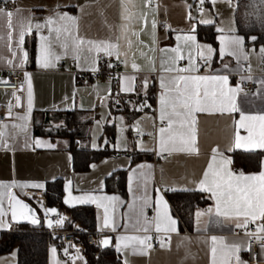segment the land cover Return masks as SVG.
I'll return each mask as SVG.
<instances>
[{
	"label": "snow or ice",
	"instance_id": "snow-or-ice-1",
	"mask_svg": "<svg viewBox=\"0 0 264 264\" xmlns=\"http://www.w3.org/2000/svg\"><path fill=\"white\" fill-rule=\"evenodd\" d=\"M261 2L264 3V0ZM114 3L119 5V24H110L105 15V10ZM206 3L213 7L218 3L232 7V0H196L195 11L199 13L197 17L192 14L193 5L185 0L187 29H174L157 19L159 0H156L155 7L153 0H143L142 6L138 5V0H89L88 3L77 6L80 15H70L66 11H60L61 6L57 5L51 15L43 18V22L36 19L31 10H28V15H24L25 10L21 8L7 10L6 7H0V17L6 19V32L0 34V44H3L10 53V56L0 54V64L8 67L12 73L19 69L23 74V80L18 86L12 84L10 79L0 77V83L13 88L10 95L14 103L8 102L7 117L10 120L20 121L9 126L0 119V149L9 147L7 144L9 127L14 133L24 135L25 146L31 143L37 148L56 147V144L48 140L33 138L30 135L29 122L34 93L32 73L26 70L30 57L25 49V38L33 31L40 33L35 64L41 70L55 68L61 59L71 56L78 69L97 74L101 71L100 61L105 57H114L126 69L124 73L119 74L120 87L115 96L118 97L120 93L145 96L143 101L134 105L136 111L152 109V105L148 103L147 93L153 80L150 75L141 78L140 74L158 73L155 81L158 82L159 91L156 96V108L152 109L153 115L146 114L142 120H137L131 126L137 137H140L136 140V147L141 152H152L162 159L176 154L199 156L201 117L239 114L238 119H233L232 133L227 144L224 148L216 145L211 149L209 162L200 177L188 180L191 187L161 184L160 187L154 188L155 198H153L148 194L149 185L154 181L153 165L140 163L130 169L128 190L133 194V200L128 204L129 211L124 214L126 222L123 225L117 222L115 215V209L123 203L119 196L96 195L95 190L73 195L72 182L68 181L64 188L67 196L63 203L68 206L94 204L98 209H103L98 231L117 232L118 228L123 227L126 232L131 230L134 233L118 234L115 237V244L113 237L107 235L99 241L102 247L113 246L123 257V264H130L129 256H149L155 244L162 249L170 250L173 234L180 235L179 221L171 212L169 202L164 196L165 192L198 191L213 202L206 209H198L195 212L197 232H207L209 223L218 226L234 225L235 229L244 230L247 239L230 241L222 235H209L204 240L196 237L195 242L208 244L206 255L209 264H249L242 258L241 253H250L253 242L264 247V111L248 113L242 110L238 103V97L244 92L243 81L253 79L251 64L245 66L242 63L249 61L251 52L246 50L245 36L237 34L238 29L231 26L235 24L234 19L229 21L227 27L224 26L223 21L219 26H215V31L219 33L216 36L218 48L198 40V24L216 25L213 12L204 7ZM89 9H95L97 14L104 17V25L109 30L107 36L90 37L82 29L81 21L85 16L93 14L88 11ZM215 14L219 15L218 9ZM158 27L177 33L174 46L160 47ZM45 32L47 34H44ZM145 33L149 35L147 42L141 39ZM250 39L256 41L257 36L253 35ZM57 47L61 51L58 52ZM156 53H159L158 57ZM217 57L221 61H224L225 57H233L237 61V68L232 69L225 62L221 69H213L212 63ZM259 57L264 63V47L259 49ZM138 59L143 60V63H139ZM106 67L113 69L116 65L109 59ZM128 68L131 69L130 72L127 71ZM233 72L248 74L241 75L240 82L233 84L230 80ZM116 78L109 75V80ZM258 82L264 89V78H260ZM98 87V85L94 86L96 89ZM25 91L26 111L21 115L14 112V109L24 107L22 96L18 93ZM74 97L75 92L72 98ZM112 98L114 94L109 87L101 103H106ZM115 103L119 104L120 100L116 98ZM119 119L121 136L115 147L127 148V139L123 135L125 132L123 117ZM145 120L152 122L151 131L143 127ZM145 135L152 137L154 143L147 144L142 139ZM237 151L248 154L245 157L246 161L254 165L257 170L245 172L236 168L233 154ZM92 167L95 168L96 165ZM161 172L163 173V170ZM26 188L43 189L45 184L16 180L10 183L0 182V229L10 228L12 222L40 223L35 215V209L13 192V189H20L23 192ZM41 206L43 207L42 203ZM148 208L154 211L152 217L146 212ZM44 213L45 216L58 215L56 208L45 207ZM9 215L10 221L7 219ZM65 219L66 217L60 216L55 221V225L63 226ZM249 225H254V230ZM48 226L53 227L52 220H48ZM233 235L237 233L233 231ZM193 242L192 237L184 236L177 244L178 249H184L183 261L197 259L190 248ZM51 253L52 264H61L56 258V247L51 248ZM64 253L69 255V250L65 248ZM70 259L72 264H77L78 261L87 264L79 248Z\"/></svg>",
	"mask_w": 264,
	"mask_h": 264
},
{
	"label": "crops",
	"instance_id": "crops-1",
	"mask_svg": "<svg viewBox=\"0 0 264 264\" xmlns=\"http://www.w3.org/2000/svg\"><path fill=\"white\" fill-rule=\"evenodd\" d=\"M9 4V9L15 10L21 8L24 11V15H28V10H31L32 15L43 22V18L51 15L57 5H60V11H66L70 15H80L78 5H83L89 2V0H3ZM143 0H138V5L142 6ZM188 4L193 5L192 14L199 17V13L195 11L196 0H187ZM159 11L157 19L161 23L171 25L174 29H187L188 21L185 19L186 8L185 0H159ZM205 8L210 9L213 12V18L216 21V25H197V37L201 43H207L218 48V41L216 36L219 35L215 31V26H219L221 21L224 22V26H229V21L234 19V0H232V7L225 3H218L213 7L211 4L206 3ZM218 9L219 15H216ZM93 14L85 16L81 21L82 29L90 37H105L109 34L108 28L104 25V17H101L95 12V9H89ZM105 15L110 24H119V5L114 3L112 7L105 10ZM15 20V18H14ZM236 27V25H231ZM201 27L202 29H198ZM6 32V19L0 17V34ZM44 34H47L46 32ZM240 34V33H237ZM39 35L33 31L25 38V49L30 54V63L26 65V70L32 73L33 77V93L34 102L33 110L31 112V118L29 122L30 135L33 138H39L48 140L56 144L55 148L49 149L47 147L37 148L31 143L25 146V137L23 134H16L9 127V135L7 137L6 149H0V182H11L13 180L19 182H31V183H43L54 179L61 181V195L60 201L64 206H68L63 203L67 193L64 191L65 185L68 181L72 182V194L81 195L84 192L95 190L96 195H117L120 197L122 204L115 209V215L117 222L123 225L126 222L124 216L128 210V204L133 200V194L128 190V177L131 175L130 169L134 168L140 163H149L154 168V181L149 185L148 194L155 198L154 188L160 187L161 184L172 185L175 187H191L188 184V180L198 179L206 168L209 162L211 149L219 145L224 148L228 142L232 133L233 119H238L239 114L234 113L229 115H217V116H202L200 120V155L199 156H186L183 154H176L169 156L167 159L157 158L152 159V152H141L136 147V140L140 138H133L134 129L131 127L137 120L147 114L153 115L152 109L156 108L157 100L156 96L159 91L158 82L155 81L157 74H148L147 72L141 73V78L144 75H150L153 82L150 84L147 99L148 103L152 105V109L145 108L142 112L136 111L134 105L143 101L145 96L142 94L137 96L135 93L124 94L120 93L118 97L115 96L119 92L120 82L119 74L126 71L123 64L116 61L118 65L117 72L112 75L117 77L116 79L109 80V78H97L93 81L87 79H77L69 71H62L55 68L41 70L35 64V56L38 52ZM157 35L159 37L160 47L174 46L176 32L167 31L164 29H157ZM242 35V34H240ZM253 35H248L246 38V50L251 52L249 61L242 62L245 66L249 63L252 66V83L256 86L254 93L243 92L238 97V103L242 110L248 113H255L258 111H264V89L261 88L258 80L264 78V63H262L259 57V49L263 47L261 44H255L250 39ZM141 39L146 42L149 41V35L147 33L141 36ZM58 52L61 51L58 47ZM0 54L4 56H10L7 49L0 44ZM157 57L159 53H156ZM68 60H72L76 68V62L71 56L64 57L59 62L65 64ZM139 63H143V60L138 59ZM228 63L230 68H237V61L233 57H225L224 61L219 60L217 57L213 63V69H221L223 63ZM106 62H103V66H106ZM19 70V69H18ZM9 71V68L0 64V77L2 72ZM127 71H131L130 68ZM21 72V71H20ZM248 74V73H245ZM241 73L233 72L230 75V80L233 84H236L240 79ZM75 78V79H73ZM23 80V74L21 72V81ZM21 83V82H20ZM98 85V89L94 86ZM112 89L114 98L109 99L106 103H101L103 97L107 94L108 88ZM12 91L0 89V103L13 101V97L10 95ZM75 92V97L73 93ZM22 96V104L24 107L15 108L14 112L23 115L26 111V91L18 93ZM66 97L68 99H66ZM120 100L119 104L115 103V99ZM80 111V119H89L87 128V146L95 151H98V155L95 156L83 169H73L71 166V153L66 148V139L63 137H47L40 136L32 133V123L36 122L43 112L48 111ZM123 117L125 132L124 137L127 139V148H117L115 145L119 143L121 132V121L119 118ZM11 126L12 123H20V121L10 120L7 116L3 119ZM99 121V124H97ZM143 127L151 131L152 122L150 120L143 121ZM243 134V133H242ZM14 137V139H13ZM142 139L149 145L153 144V138L150 136H143ZM95 145V146H93ZM92 165H96L95 168ZM235 167L243 169L245 172L256 171L257 169H246L243 164L235 162ZM163 170V173L161 172ZM163 175V179H162ZM43 189L26 188L21 192L20 189H13L19 197L26 199L31 205H33L31 198L35 199L36 204L43 203L45 205V199L43 196ZM173 192H165L164 196L167 199V194ZM206 198V195L203 194ZM207 199V198H206ZM169 202V201H168ZM213 202L207 199V202L200 207L195 208L191 214V226L185 228L179 220L174 208L170 209L175 218L179 221L180 235L173 234L172 245L169 249H162L155 247L149 256L144 257H132L129 256L130 264H182L184 257V249L177 248V244L184 236H190L193 238V243L190 245L191 251L196 254L197 259L195 261H183V264H209L208 244L195 242L196 237H200L204 240L209 235L225 236L228 240L245 239L242 234L233 235L232 230L234 225H215L208 224L207 232H197L195 223V212L200 209H206ZM81 205V204H76ZM89 205L93 209V230L98 231L100 227L103 209H98L94 204ZM5 207H7V201H5ZM111 211V209H110ZM149 217L154 215L152 208L146 209ZM60 216L66 217L65 222L68 221V213L64 209H58V215L53 217L43 216L41 212L38 213L40 223L45 228L48 225V220L57 218ZM47 219L45 223V219ZM9 220V218L7 217ZM207 219V218H204ZM54 223V222H53ZM77 223V222H76ZM15 224L11 223V227L7 229H0L2 231H8ZM71 225V224H70ZM53 227H56L55 223ZM105 234L113 237V244L116 243L115 237L118 234H134L131 230L127 232L123 227L117 229V232H111L105 230ZM53 239V238H52ZM56 247V258L61 261V264H72L62 256V249L58 248L55 244L49 241L46 244L45 251V264H52L51 248ZM115 259L123 264V257L112 246ZM242 258L244 252L241 253ZM0 264H16L15 249L12 248L5 252L0 253ZM82 264V262H77Z\"/></svg>",
	"mask_w": 264,
	"mask_h": 264
},
{
	"label": "trees",
	"instance_id": "trees-1",
	"mask_svg": "<svg viewBox=\"0 0 264 264\" xmlns=\"http://www.w3.org/2000/svg\"><path fill=\"white\" fill-rule=\"evenodd\" d=\"M234 20L238 33L248 37L257 36L255 44L264 47V3L261 0H234ZM198 29H202L199 27ZM29 55L30 51H29ZM89 119H80V111H48L43 112L40 118L32 123V133L47 137H63L66 139V148L71 153L73 169L86 168L88 163L98 155L87 146V128ZM56 125H62L56 128ZM248 154L237 151L233 154L235 162L243 164L246 169L255 166L245 159ZM61 181L54 179L46 183L43 196L45 205L64 209L69 217L63 227L68 228L72 222L93 230V209L89 205L64 206L60 201ZM167 199L174 208L179 220L185 228L191 226L192 211L203 206L207 199L198 191H177L167 194ZM52 233L45 231L42 223L36 226L13 225L8 231L0 232V253L15 249L16 264H45L46 244L52 240ZM80 239L82 237L80 236ZM83 242V240H82ZM90 245L84 247L83 256L87 264H120L115 259L112 246L104 249L97 248V255Z\"/></svg>",
	"mask_w": 264,
	"mask_h": 264
},
{
	"label": "built area",
	"instance_id": "built-area-1",
	"mask_svg": "<svg viewBox=\"0 0 264 264\" xmlns=\"http://www.w3.org/2000/svg\"><path fill=\"white\" fill-rule=\"evenodd\" d=\"M156 5V0H153V7ZM0 7H6L9 9V4L0 0ZM158 29H164V27H158ZM116 65L115 68L109 69L106 66H103V62H109ZM101 71L97 74H93L88 71H81L76 68L74 62L72 60H68L65 64L59 62L56 66L57 69L62 71H69L73 74V76L77 79H87L89 81H93L97 78H109V75H114L117 72L118 65L114 58L105 57L100 61ZM241 75H247L245 73H241ZM1 77H6L10 79L11 83L14 85H19L21 82V72L20 70H16L15 73H12L10 70L7 72H2ZM240 82V79L237 81ZM242 87L244 92L254 93L256 91V86L252 83L251 80H245L242 83ZM0 89L13 91V88L10 85H5L0 83ZM14 103V100H13ZM7 104L8 102L0 103V119H4L7 116ZM133 138L137 139L136 132H133ZM160 158L154 153L152 154V159ZM30 200L33 204L36 205L35 199L30 197ZM41 214L44 216L45 213L41 210ZM251 229L254 230V225H249ZM45 231L48 233L54 234V238L51 240L53 244H55L58 248L62 249V256L69 262H71L70 256L76 254V249H80V254L83 255L84 247L86 245H90L94 248L92 251L94 255H97V248L99 247V241L101 235H104L103 232L89 230L76 222H72L70 227L64 228L63 226L49 227L45 226ZM235 231L237 234H242L244 236V230L242 229H233L232 232ZM80 236L82 239H80ZM245 237V236H244ZM245 239H247L245 237ZM83 240V242H82ZM75 245V247H72ZM158 244H155L154 248L157 247ZM67 248L69 250V255H65L64 249ZM253 257H257V259H253ZM243 259L247 260L249 264H264V247L258 246L255 242L251 244V252H244Z\"/></svg>",
	"mask_w": 264,
	"mask_h": 264
},
{
	"label": "water",
	"instance_id": "water-1",
	"mask_svg": "<svg viewBox=\"0 0 264 264\" xmlns=\"http://www.w3.org/2000/svg\"><path fill=\"white\" fill-rule=\"evenodd\" d=\"M21 199H23L26 203H28L29 205H30V207L31 208H33V209H35V215H36V217L39 219V217H38V213L39 212H41V210L44 212V208L45 207H47V208H56L55 206H47V205H43V207L41 206V203L40 204H33V205H31L26 199H24V198H22V197H20ZM43 204V203H42ZM57 209V208H56ZM57 213H58V209H57ZM48 217H53V216H56V215H53V214H49V215H47ZM8 218H9V221L11 220V218H10V215L8 216ZM40 220V219H39ZM12 224H15V225H21V224H25V225H30V226H36L37 224H32V223H30V222H28V221H21V222H19V223H16V222H12ZM105 235H107V236H110V235H108V234H105ZM105 235H101V237H100V240L105 236ZM52 238H54V234L52 235ZM99 248L100 249H104L105 247H102V246H100L99 245ZM83 256V255H82ZM84 257V256H83Z\"/></svg>",
	"mask_w": 264,
	"mask_h": 264
},
{
	"label": "bare ground",
	"instance_id": "bare-ground-1",
	"mask_svg": "<svg viewBox=\"0 0 264 264\" xmlns=\"http://www.w3.org/2000/svg\"><path fill=\"white\" fill-rule=\"evenodd\" d=\"M47 219H48V218L45 219V223H46ZM51 220L55 223V221L57 220V218H54V219H51ZM54 223H53V224H54Z\"/></svg>",
	"mask_w": 264,
	"mask_h": 264
}]
</instances>
